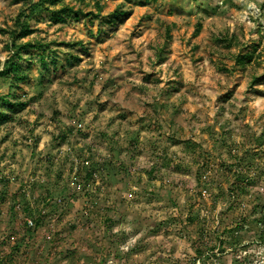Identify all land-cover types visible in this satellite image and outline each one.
<instances>
[{"label": "rangeland", "instance_id": "374dc122", "mask_svg": "<svg viewBox=\"0 0 264 264\" xmlns=\"http://www.w3.org/2000/svg\"><path fill=\"white\" fill-rule=\"evenodd\" d=\"M9 56L0 264H264V0H0Z\"/></svg>", "mask_w": 264, "mask_h": 264}, {"label": "trees", "instance_id": "16d2710c", "mask_svg": "<svg viewBox=\"0 0 264 264\" xmlns=\"http://www.w3.org/2000/svg\"><path fill=\"white\" fill-rule=\"evenodd\" d=\"M30 12H32L31 9H30L29 13ZM21 14L22 13H20L19 17L17 18V26H18V28H17L18 30L17 31H19L20 35L22 36V35L30 33L31 30L29 29L27 24L20 19L21 18ZM113 14L119 15L120 11L117 10V9H114L113 10ZM199 26L200 25L197 24L196 31L198 30ZM16 37H17L16 31L15 32L12 31V38H11L12 40H10V48H13V46H14L13 43H14ZM27 45H28L27 43H24V44H22L20 46V48L25 50L27 48ZM11 51L13 52L14 50L11 49ZM251 56H252V54L247 52V53L243 54L242 56L237 57L236 61H237V63H241L242 64L244 59H250ZM12 69H18V65L14 62V57L13 56H9L2 63V66H1V69H0V75L8 74V73H10L12 71ZM0 102H1L2 106H5L6 109H8L10 111H13L15 109V107H23L24 106L23 102H19L18 100L13 99L12 95L11 96H0ZM0 116L7 117L6 115H4L1 112H0Z\"/></svg>", "mask_w": 264, "mask_h": 264}, {"label": "built area", "instance_id": "2783aa9c", "mask_svg": "<svg viewBox=\"0 0 264 264\" xmlns=\"http://www.w3.org/2000/svg\"><path fill=\"white\" fill-rule=\"evenodd\" d=\"M26 222H27V224H31V221L29 219Z\"/></svg>", "mask_w": 264, "mask_h": 264}]
</instances>
